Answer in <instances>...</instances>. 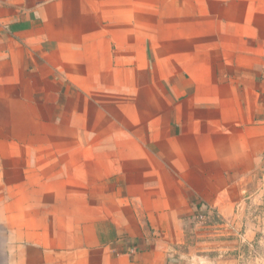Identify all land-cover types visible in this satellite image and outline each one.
<instances>
[{
    "label": "crops",
    "instance_id": "crops-1",
    "mask_svg": "<svg viewBox=\"0 0 264 264\" xmlns=\"http://www.w3.org/2000/svg\"><path fill=\"white\" fill-rule=\"evenodd\" d=\"M263 161L264 0H0V264H187Z\"/></svg>",
    "mask_w": 264,
    "mask_h": 264
},
{
    "label": "rangeland",
    "instance_id": "rangeland-1",
    "mask_svg": "<svg viewBox=\"0 0 264 264\" xmlns=\"http://www.w3.org/2000/svg\"><path fill=\"white\" fill-rule=\"evenodd\" d=\"M242 197L237 229L196 226L187 264H264V163L243 186Z\"/></svg>",
    "mask_w": 264,
    "mask_h": 264
},
{
    "label": "trees",
    "instance_id": "trees-1",
    "mask_svg": "<svg viewBox=\"0 0 264 264\" xmlns=\"http://www.w3.org/2000/svg\"><path fill=\"white\" fill-rule=\"evenodd\" d=\"M193 204H194V208H195V207H196V208H197V207L199 208V204H198L197 206H196L195 202H193Z\"/></svg>",
    "mask_w": 264,
    "mask_h": 264
}]
</instances>
